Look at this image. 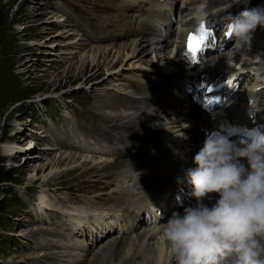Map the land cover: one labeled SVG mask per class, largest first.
Instances as JSON below:
<instances>
[{
    "label": "rangeland",
    "instance_id": "obj_1",
    "mask_svg": "<svg viewBox=\"0 0 264 264\" xmlns=\"http://www.w3.org/2000/svg\"><path fill=\"white\" fill-rule=\"evenodd\" d=\"M121 6L118 0H0V159L6 169L15 170L17 183L11 189L19 202L3 216L7 224L0 227V264H48L50 256L56 257L54 264H137L139 257L129 263L133 247L128 245L146 249L138 240L140 225L133 224L132 232V222L118 213L112 226L91 222L100 213H114L121 203L116 190L132 186L136 175L131 171L124 181L97 176L93 167L112 163L114 152L108 144L90 140L84 129L98 125L94 99L111 100L119 120L135 88L149 81L146 65L119 48L134 41L130 30L110 35L116 32L115 19L126 28L142 20L139 7ZM238 43L232 40L228 56L239 59ZM67 157L74 160L62 162ZM2 189L0 185V199ZM172 192L141 189L144 210L148 213ZM42 193L49 207L42 204ZM169 207L162 212V224L171 217ZM79 215L88 219L76 230L73 219ZM157 239L144 244L156 247ZM114 240V249L108 250ZM105 253L106 259L92 263Z\"/></svg>",
    "mask_w": 264,
    "mask_h": 264
},
{
    "label": "bare ground",
    "instance_id": "obj_2",
    "mask_svg": "<svg viewBox=\"0 0 264 264\" xmlns=\"http://www.w3.org/2000/svg\"><path fill=\"white\" fill-rule=\"evenodd\" d=\"M118 1L124 8L139 7L138 18H142V20L138 26L130 27L128 25L129 27L126 28L122 19V21L115 19L112 24L116 32L114 35H110L116 37L120 36L123 31L130 30L128 33L134 41H130L128 46L127 44L120 45L119 48L122 52L126 51V56H129L133 62L146 65L147 71L144 74L149 78V81L135 88L137 90H135L131 102L125 105L124 113L119 120H116L117 111L112 107L111 100H107V97L93 101L92 109L97 113L98 119L96 115L95 117L99 121L98 125L83 128L90 140H94L95 143H106L114 152L112 163L97 164L93 170L97 176L100 175L104 179L121 177L124 181L131 176V171H134L136 175L131 176L132 180L135 179L132 186L120 187L116 190L121 195V203L116 206L117 209L114 210V213L112 215H110V211L107 215L100 213L98 214L99 219L91 220V222L95 221L96 225L112 226L117 216L115 213L120 214L132 222V225L129 226L132 232L135 231L137 225H140L142 233L138 240L142 243L141 247H146L143 251L139 245L135 246L134 243H131L129 246L127 244L129 249L133 247L129 263L139 257L140 261L137 264H170L165 241L162 236H159L156 226L161 223L162 212L168 205L170 206L168 211L172 215L173 212L183 213L184 208L195 204V199L192 198V187L184 180V173L188 168L194 167L193 157L200 150L201 137L226 125L225 121L219 120L223 116L221 113L206 115L197 101L193 100L190 84L194 82L205 84L218 77L219 74L233 80L234 83L243 72L251 76L252 70L264 71V28H258L247 44L239 42L240 58L237 60L233 55L232 62L228 59L227 47L219 48L225 44L224 36L220 40L215 37L219 40V46L214 45V37L209 38L208 44L211 52L203 55L198 65L189 64L186 61L180 40L188 29L203 17L204 13H207L210 19L207 21L217 26L222 21L229 22L228 17L242 11L244 6L252 8L259 1H256L254 6L253 0H249L247 5H241L236 0ZM178 5L179 7H177ZM260 42L262 44H259ZM149 54L151 55L149 61L144 60L143 58ZM260 78H264V75H260ZM248 87L251 93L248 95L249 97L245 96V93L235 96L232 99V104L228 106L224 103L232 98L230 85L226 84L223 91L217 94V96H222V99L219 109L214 111L217 112L222 106L226 107V118L236 127L239 126L236 117H240L237 108L246 105L260 91L256 82H251ZM196 91L201 93V90L196 89ZM259 102L258 106L252 104L253 109L264 114L262 106L264 99L260 98ZM173 136H177L176 141L171 140ZM65 138H68V134ZM145 142L150 143V146L147 147ZM61 143L63 145V141ZM180 146H184V148L179 149ZM156 154H160L162 158ZM142 159H146V161L143 162ZM73 160L74 157H67L62 162ZM82 167L86 170L89 165L86 163ZM185 167V171L182 172ZM110 184L112 185V183H108V185ZM144 188L156 189L161 192L173 190L174 196L171 194L160 199L154 205L156 207L147 213L141 202L144 201L143 195H141V189ZM124 191H126L125 194ZM134 193L140 194V197ZM42 194V204L49 207L46 196L44 193ZM123 195L128 196L130 202L124 201ZM96 199L99 198H94V200ZM140 212H143L142 215ZM105 216L106 218H104ZM79 217L80 215L73 219L76 230L81 229L85 222L83 220L88 219ZM111 226L110 228H112ZM157 237L156 247L144 244L148 239L154 240ZM137 243L139 244L138 241ZM115 245L116 241L114 240L107 249L112 250ZM113 253H116V249ZM105 256L106 253L103 257H95L92 259V263L99 262ZM55 258V256H50L48 264H54ZM171 264H175V262L172 261Z\"/></svg>",
    "mask_w": 264,
    "mask_h": 264
},
{
    "label": "clouds",
    "instance_id": "obj_3",
    "mask_svg": "<svg viewBox=\"0 0 264 264\" xmlns=\"http://www.w3.org/2000/svg\"><path fill=\"white\" fill-rule=\"evenodd\" d=\"M228 21L238 42L247 44L264 28V4L244 6ZM193 164L184 180L195 204L156 226L170 264H264V131L239 140L208 134Z\"/></svg>",
    "mask_w": 264,
    "mask_h": 264
},
{
    "label": "trees",
    "instance_id": "obj_4",
    "mask_svg": "<svg viewBox=\"0 0 264 264\" xmlns=\"http://www.w3.org/2000/svg\"><path fill=\"white\" fill-rule=\"evenodd\" d=\"M3 164L4 159H0V185L3 186V198L0 199V227L5 223L4 221L6 219L3 217L5 213L19 207V202L12 196L13 193L11 189V187L17 183L15 170L13 168L6 169ZM5 224H7V222Z\"/></svg>",
    "mask_w": 264,
    "mask_h": 264
},
{
    "label": "snow or ice",
    "instance_id": "obj_5",
    "mask_svg": "<svg viewBox=\"0 0 264 264\" xmlns=\"http://www.w3.org/2000/svg\"><path fill=\"white\" fill-rule=\"evenodd\" d=\"M207 42L208 32L204 25H201L200 35H196L195 33L189 35L187 40V51L192 55L194 61L196 60L198 54L204 49Z\"/></svg>",
    "mask_w": 264,
    "mask_h": 264
}]
</instances>
